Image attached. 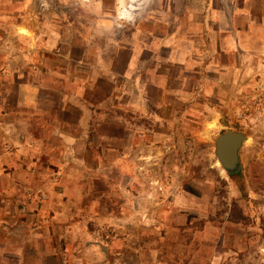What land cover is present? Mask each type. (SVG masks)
<instances>
[{"label": "rangeland", "instance_id": "374dc122", "mask_svg": "<svg viewBox=\"0 0 264 264\" xmlns=\"http://www.w3.org/2000/svg\"><path fill=\"white\" fill-rule=\"evenodd\" d=\"M0 264H264V0H0Z\"/></svg>", "mask_w": 264, "mask_h": 264}, {"label": "water", "instance_id": "95a60500", "mask_svg": "<svg viewBox=\"0 0 264 264\" xmlns=\"http://www.w3.org/2000/svg\"><path fill=\"white\" fill-rule=\"evenodd\" d=\"M247 140V134L239 130H230L217 136L215 154L229 175L242 170L241 151Z\"/></svg>", "mask_w": 264, "mask_h": 264}, {"label": "bare ground", "instance_id": "6f19581e", "mask_svg": "<svg viewBox=\"0 0 264 264\" xmlns=\"http://www.w3.org/2000/svg\"><path fill=\"white\" fill-rule=\"evenodd\" d=\"M26 29V28H25ZM24 32L26 31V30H23ZM26 32H28V31H26ZM213 125H215V124H213Z\"/></svg>", "mask_w": 264, "mask_h": 264}]
</instances>
